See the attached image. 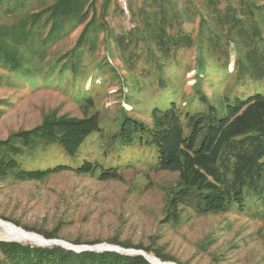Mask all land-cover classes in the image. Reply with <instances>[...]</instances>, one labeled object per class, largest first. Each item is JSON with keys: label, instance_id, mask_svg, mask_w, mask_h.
<instances>
[{"label": "rangeland", "instance_id": "1", "mask_svg": "<svg viewBox=\"0 0 264 264\" xmlns=\"http://www.w3.org/2000/svg\"><path fill=\"white\" fill-rule=\"evenodd\" d=\"M43 1L27 0L25 8L12 15L0 10V25L17 21L26 11L38 9ZM127 1L129 13L124 12L120 0H95L91 9L115 33L143 27L147 20L156 25L166 17L173 22L171 29L176 31L181 24V29L194 38L192 46L180 49L169 61L164 78L170 92H161L164 86L156 75L143 77L140 70L127 71L124 52L114 38L105 43L103 33L96 47L85 51L84 68L78 75L69 69L62 75L57 69L53 73L51 60L76 44L83 25L52 47H43L45 59L27 62L28 75L0 65V140L19 130L36 127L49 114L83 118L98 113L105 131L88 137L76 159L67 160L54 147L47 156L42 155L39 165L60 160L76 165L86 158L106 165L124 164L119 177L106 181L72 171L41 180H0V215L6 219L0 218L45 238L41 232L55 234L47 239H63L76 245L110 244L148 249L150 252L145 251L149 255L162 262L264 264L262 216L237 211L200 215L189 209L181 220L168 221V200L177 185L179 172L156 168L152 154L144 157L145 160H137L138 153L145 151L141 148L124 154L118 161L116 152H105L106 139L117 130L124 111L151 123V108L160 96H170L185 111H194L205 107L198 100L201 89L218 108H223L222 99L232 93L235 83L236 50L231 45L226 67L222 60L210 54L208 37L221 28L215 16L230 12L229 8L238 9L239 0ZM107 2L108 13L102 18ZM176 14L181 17L180 23L174 21ZM25 47L20 49L26 52ZM200 56L204 57V66L199 62ZM146 60L145 56L140 59L139 69L148 68L144 64ZM107 61L110 67L102 65ZM113 67L118 71L116 76L112 74ZM256 92L252 82L240 95L247 98ZM129 98L141 102L140 108L138 104H129ZM0 239H13L6 235L1 224Z\"/></svg>", "mask_w": 264, "mask_h": 264}, {"label": "trees", "instance_id": "2", "mask_svg": "<svg viewBox=\"0 0 264 264\" xmlns=\"http://www.w3.org/2000/svg\"><path fill=\"white\" fill-rule=\"evenodd\" d=\"M26 1L0 0V10L15 14L25 8ZM94 4L95 0L49 3L45 0L38 9L26 11L17 21L1 24L0 65L28 75L27 62L45 59L43 47H52L83 25L76 44L51 60L53 73L57 69L62 75L69 69L78 75L84 68L85 51L94 49L103 33L105 43L114 38L124 52L127 71L140 70L141 76L156 75L164 86L161 92L169 93L165 87L169 84L164 78L169 61L180 49L193 45V36L184 32L181 24L178 30L171 29L173 22L166 17L156 25L147 20L143 27L115 33L106 20L98 19L96 10L92 12ZM108 4L102 18L107 16ZM229 10L215 16L221 28L208 37L210 54L222 60L226 67L231 45L236 50L235 83L232 93L222 99L223 108H218L201 89L198 100L205 107L194 111H185L170 96H160L153 102L151 123L124 111L117 130L105 142V152H116L117 161L141 148L145 151L138 153L137 160H145L144 157L152 154L156 168L179 172L166 209V218L171 222L181 220L189 209L200 215L237 211L253 212L264 218V0H239L238 9ZM180 19L179 14L174 16L175 22L180 23ZM23 45L26 52L20 49ZM200 47L203 48V43ZM144 56L148 68L139 69V61ZM199 62L204 66L203 56ZM102 65L111 66L108 61ZM117 73L113 67L112 74ZM252 82L257 92L242 98L240 91ZM128 102L138 104V108L142 104L130 98ZM104 131L98 113L83 118L49 114L36 127L19 130L0 140V180H41L65 171L102 181L117 178L123 163L106 165L88 158L76 165L63 160L47 166L38 162L54 147L67 160L76 159L86 139ZM41 233L47 238L55 237L52 232ZM0 264L152 263L140 254L77 252L61 245L41 246L0 239Z\"/></svg>", "mask_w": 264, "mask_h": 264}, {"label": "water", "instance_id": "3", "mask_svg": "<svg viewBox=\"0 0 264 264\" xmlns=\"http://www.w3.org/2000/svg\"><path fill=\"white\" fill-rule=\"evenodd\" d=\"M0 224L4 227V226H11L13 225L12 223H9L3 219L0 218ZM21 229V228H20ZM25 231V230H23ZM26 234L32 236L33 238L38 239L39 241H37L36 243L39 245H43V246H52V245H61L64 246L68 249H72L75 250L77 252H81V251H86V250H91V251H116V252H120V253H126V254H140L145 256L152 264H157L155 262H153L150 258H149V254L142 249H128V248H124L121 246H117V245H110V244H99V245H76L73 243H70L68 241H65L63 239H47L37 233H33L30 231H25ZM12 240H16V241H23L22 239H12ZM162 263H166V262H162Z\"/></svg>", "mask_w": 264, "mask_h": 264}, {"label": "bare ground", "instance_id": "4", "mask_svg": "<svg viewBox=\"0 0 264 264\" xmlns=\"http://www.w3.org/2000/svg\"><path fill=\"white\" fill-rule=\"evenodd\" d=\"M4 230H5L6 235L13 239L15 238V239H22V240H31L35 242L39 241L38 239L33 238L32 236L26 234L25 231H23V229H20L19 227L15 225H11L9 227L4 226ZM149 258L157 264H176L173 262L162 263V261L158 257L152 254L149 255Z\"/></svg>", "mask_w": 264, "mask_h": 264}, {"label": "built area", "instance_id": "5", "mask_svg": "<svg viewBox=\"0 0 264 264\" xmlns=\"http://www.w3.org/2000/svg\"><path fill=\"white\" fill-rule=\"evenodd\" d=\"M120 3H121V7L124 10V12L129 13V7L130 6L128 4V1L127 0H120Z\"/></svg>", "mask_w": 264, "mask_h": 264}]
</instances>
